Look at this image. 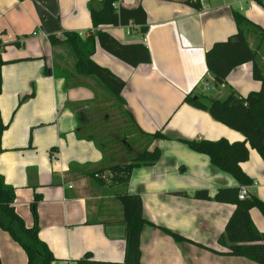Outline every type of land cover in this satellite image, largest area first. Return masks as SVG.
<instances>
[{"label": "crops", "instance_id": "0c3cea01", "mask_svg": "<svg viewBox=\"0 0 264 264\" xmlns=\"http://www.w3.org/2000/svg\"><path fill=\"white\" fill-rule=\"evenodd\" d=\"M88 2L0 0V38L22 43L21 47L8 45L2 54L8 63L1 69L0 94L2 119L8 124L2 135L0 174L16 189V211L27 225H32L30 205L35 194L40 195L39 236L56 257L52 264H75L86 252L96 260H124L123 210L116 199L119 191L140 195L145 217L157 226L146 225L141 233L142 264H257L207 249L225 250L218 238L235 207L213 199H196L193 193L207 190L213 198L218 189L238 183L212 165L207 155L174 138L245 140L241 132L183 99L190 92L197 93L206 77L212 80L205 55L215 42L237 32L233 11L264 31V6L256 0H207L205 8L196 9L185 0H121L125 7L142 6L148 31L142 34L132 23L99 27L123 44L141 42L147 46L152 61L137 67L99 45L92 58L126 82L122 90L124 108L142 130L160 131L173 138L156 139L150 144V148L161 149L160 159L154 165L135 168L125 188L111 186L107 170L100 172L101 177L92 174L114 158L108 155V160L104 159L94 141L78 138L75 132V107L92 99V93L81 86L68 91L63 78L44 73L46 65L52 67L55 49L49 34L68 30L85 37L95 33ZM248 41L258 53L264 74V38L250 35ZM204 84L208 86V80ZM227 84L241 96L260 90L262 85L253 77L252 62L234 68ZM216 89L214 96H221L227 86ZM249 150V159L241 167L254 182L250 194L264 201V160L255 149ZM250 216L257 229L264 232L262 213L252 208ZM158 227L187 240L178 242ZM0 262L27 264L25 251L1 228Z\"/></svg>", "mask_w": 264, "mask_h": 264}, {"label": "trees", "instance_id": "16d2710c", "mask_svg": "<svg viewBox=\"0 0 264 264\" xmlns=\"http://www.w3.org/2000/svg\"><path fill=\"white\" fill-rule=\"evenodd\" d=\"M264 6L261 0H257ZM121 0H89L88 9L91 17L94 34L81 36L77 31H63L61 34H49L50 45L56 47H68L74 57V71H55V66H45L44 73L47 76L61 77L65 80V89L70 82L78 77L93 78L101 87L112 95L124 108L126 102L122 97V90L126 82L114 74L110 69L101 66L92 58L97 45L109 54L115 56L129 66L137 67L152 61L149 49L144 43L123 44L108 32L99 29L102 25L128 26L130 23L138 26L139 32L144 34L148 31L147 15L142 6L125 7ZM185 3L201 9L199 2L185 0ZM237 32L225 41H218L206 52V65L208 73L213 79L216 88L227 86L224 96H212L204 93L187 94L183 102L197 109L208 112L214 119L224 125L241 132L245 136L243 141L230 142L222 137L217 140L193 139L186 140L174 138L186 144L191 150L205 154L209 157L212 165L232 175L238 186L218 189L213 198L207 190H197L193 197L202 200H215L216 202L234 205V210L228 218L224 232L218 238V244L224 247V251L210 249L220 255L239 256L250 259L257 264H264V232L257 229L251 216L250 210L257 208L264 216V201L254 194L245 199L239 198L242 186L251 185L253 180L241 167V163L249 159L250 148L255 149L264 160V74L258 63V53L252 49L248 37L257 35L258 39L264 38V31L256 29L247 17L238 11H233ZM21 47L22 43L4 42L0 38V94L2 93V66L7 61L3 60L2 54L8 45ZM246 62L253 63V77L261 82V89L251 91L247 96H241L232 86L227 84V77L234 68ZM57 67V66H56ZM32 96V95H30ZM29 96L22 99L25 100ZM69 106L76 104L68 102ZM129 116L132 127L138 132L140 143L139 149L134 147L133 142L122 137L121 143L126 149L129 159L124 162L110 163L100 170L92 173L101 177L100 172L109 171L108 179L111 186L127 187L132 172L137 167L154 165L161 157V149L157 146L150 148V144L156 139H173L160 131L149 133L142 130L136 123L131 112L124 108ZM78 125L75 129L78 138L92 140L108 160L106 148L95 140L94 137L85 134L81 120L83 113H76ZM2 119L0 110V153L2 148V135L7 129ZM84 127V128H83ZM249 147H248V145ZM116 199L120 202L123 210L121 223L125 227V255L121 262L96 260L91 252L77 259L75 264H142L140 239L146 225L157 227L144 215V203L140 195L131 194L127 191L116 192ZM16 189L5 182L0 174V228L9 233L27 255V264H52L56 257L49 246L39 236V222L37 203L40 195L35 194L30 205L33 223L27 225L24 218L16 211L14 203ZM172 236L176 241H186L182 235L166 228L158 227ZM0 264H2L0 262Z\"/></svg>", "mask_w": 264, "mask_h": 264}, {"label": "rangeland", "instance_id": "374dc122", "mask_svg": "<svg viewBox=\"0 0 264 264\" xmlns=\"http://www.w3.org/2000/svg\"><path fill=\"white\" fill-rule=\"evenodd\" d=\"M51 60L52 66H55L56 72L74 71L75 57L68 47H56L53 50ZM205 79L208 80L209 84L207 85L209 87L206 88L204 84L206 80H203L202 84L197 89V93H204L212 96L217 95V89L213 84V79L211 80L209 77ZM86 84L87 86H83ZM77 86L85 87L92 93V99L80 102L75 107L76 113L84 114V119L81 120L80 125L85 128L88 126L85 129V134L94 137L97 142L106 148L107 154L110 155L111 158H114L113 163L130 160L126 149L121 143L122 137L133 142L136 149L141 148L142 144L139 142V134L132 127V122L129 116H127L124 108L93 78L79 76L76 81H72L68 84L66 90L69 91ZM227 90L228 89L222 90L221 96H224Z\"/></svg>", "mask_w": 264, "mask_h": 264}, {"label": "built area", "instance_id": "2783aa9c", "mask_svg": "<svg viewBox=\"0 0 264 264\" xmlns=\"http://www.w3.org/2000/svg\"><path fill=\"white\" fill-rule=\"evenodd\" d=\"M197 2H199L201 9L205 8L207 6V0H195ZM257 1V0H256ZM264 3V0H261ZM81 36H84L83 33H80ZM206 88H208V86H206ZM254 185V182L251 185H247V186H242L240 193H239V198L240 199H245L247 197L250 196L251 193V189Z\"/></svg>", "mask_w": 264, "mask_h": 264}]
</instances>
